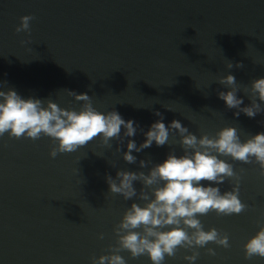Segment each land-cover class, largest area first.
<instances>
[{
    "label": "water",
    "instance_id": "1",
    "mask_svg": "<svg viewBox=\"0 0 264 264\" xmlns=\"http://www.w3.org/2000/svg\"><path fill=\"white\" fill-rule=\"evenodd\" d=\"M25 15L34 17L30 35L15 31ZM237 62L243 67L236 68ZM227 74L236 78L241 107L249 105L244 87L264 78V0H0V82H7L0 90L75 110L83 102L65 89L87 93L97 111L115 110L139 126L123 143L113 139L108 147L98 136L55 158L49 155L54 146L49 137H0V264H92L93 257L109 254L125 210L146 202L110 193L106 175L147 174L173 148L183 154L180 137L170 135L171 146L153 142L133 151L136 163L123 160L128 140L139 147L160 119L156 111L166 126L179 120L198 138L228 126L242 142L264 132V112L236 117L237 109L218 98V91L228 89L217 81ZM219 158L241 175L239 198L247 208L238 215L213 211L198 217L205 231L214 227L227 234L230 247L209 243L198 249L194 264H264V258L244 256V244L264 226L259 165ZM141 160L152 163L140 168ZM133 183L139 192L141 183ZM219 187L230 191L233 184L226 180ZM207 248L216 255H208ZM119 254L126 264H152L147 255ZM184 255L191 252L179 249L163 264H189Z\"/></svg>",
    "mask_w": 264,
    "mask_h": 264
},
{
    "label": "clouds",
    "instance_id": "2",
    "mask_svg": "<svg viewBox=\"0 0 264 264\" xmlns=\"http://www.w3.org/2000/svg\"><path fill=\"white\" fill-rule=\"evenodd\" d=\"M33 19L31 15L22 16L16 33L30 35V22ZM30 42L21 41L22 44ZM227 67L232 69L234 65L229 63ZM235 67L242 68L243 64L237 62ZM217 82L228 89L218 91L217 95L228 109H237L234 116L239 117L243 113L255 118L264 112V78L251 81L250 88L244 87L243 92L251 101L244 107H241L243 98L237 96L241 90L234 75L222 76ZM4 84L7 82H0V89ZM65 91L76 101L83 102L79 110L61 108L50 99L22 98L11 88L0 90V137L6 133L9 138L25 137L33 141L42 136L49 137L54 145L49 155L55 158L59 153L77 151L98 136L103 145L112 147L111 140L123 143L124 137L136 135L139 126L135 121L124 120L115 110L107 113L97 111L87 93ZM154 114L160 119L144 133L146 139L139 147L135 140H128L123 160L129 164L136 163L137 157L132 155L133 151L141 152L151 147L153 142L158 147L166 144L171 146L170 135L180 137L179 145L183 154L177 156L173 148L167 158L154 164L147 174L144 171L118 170L115 178L106 175L110 193L121 195L125 201L135 197L146 203L144 206L131 203L120 222L114 226L115 245H109V254L93 257L92 264H126L124 257L119 254L125 250L133 259L147 255L152 264H163L166 256L175 257L179 249L191 252V255H184L183 259L194 264L200 256L198 249L205 248L209 243L229 248L227 234H222L214 227L205 231L198 218L213 211L218 216L238 215L247 208L239 198L241 175L234 171L231 163L219 157L228 156L243 164H258L259 174L264 177V132L242 142L237 129L228 126L214 136L205 133L198 138L179 120L174 119L166 126L163 114L159 111ZM122 128L125 130L123 136ZM116 151H121L119 146ZM151 163V160H141L139 166L147 168ZM240 171L242 173L244 169ZM226 180L233 187L230 191L221 192L219 185ZM135 181L142 185L139 192L134 187ZM103 238L101 233L99 239ZM206 251L210 256L216 255L213 248H207ZM244 256L248 260L253 257L264 258V226L244 244Z\"/></svg>",
    "mask_w": 264,
    "mask_h": 264
}]
</instances>
